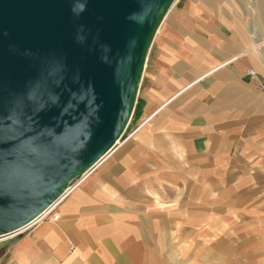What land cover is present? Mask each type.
<instances>
[{"label":"crops","instance_id":"0c3cea01","mask_svg":"<svg viewBox=\"0 0 264 264\" xmlns=\"http://www.w3.org/2000/svg\"><path fill=\"white\" fill-rule=\"evenodd\" d=\"M263 76L264 0H176L134 134L0 264H262Z\"/></svg>","mask_w":264,"mask_h":264},{"label":"water","instance_id":"95a60500","mask_svg":"<svg viewBox=\"0 0 264 264\" xmlns=\"http://www.w3.org/2000/svg\"><path fill=\"white\" fill-rule=\"evenodd\" d=\"M176 0H0V249L127 132Z\"/></svg>","mask_w":264,"mask_h":264},{"label":"built area","instance_id":"2783aa9c","mask_svg":"<svg viewBox=\"0 0 264 264\" xmlns=\"http://www.w3.org/2000/svg\"><path fill=\"white\" fill-rule=\"evenodd\" d=\"M247 74L252 79H258L259 78V75L254 70H252V69L248 70L247 71ZM263 78H264V76H263ZM263 90H264V86H263ZM131 136H132V134H130L127 138H129ZM123 137H122V139H123ZM122 143H123V141H122ZM119 145L117 147H115L114 150L117 149L119 147ZM101 163H102V160L97 165H95L93 168H91L87 172L83 173L82 175L78 176L73 182H71V184L69 185L66 193L53 206H51L48 210H46L42 215H40L33 222H31L30 224H28L27 226H25L21 230L13 233V235H11L10 237H12V236L17 237V236H20L22 234L30 233L36 226H38L41 222H43L44 220H46L48 218L50 220H54L53 213L57 209L58 205L65 198H67L70 194H72L76 189H78L84 182H86L89 179V177L96 171V169L99 167V164H101Z\"/></svg>","mask_w":264,"mask_h":264},{"label":"rangeland","instance_id":"374dc122","mask_svg":"<svg viewBox=\"0 0 264 264\" xmlns=\"http://www.w3.org/2000/svg\"><path fill=\"white\" fill-rule=\"evenodd\" d=\"M130 134L133 135L134 132H132V131H130V130H127V132L125 133V135H124L123 139L120 141V143H121L122 141L124 142V141H126L127 139H129L130 137H129V138H127V137H128ZM92 175H93V174H92ZM92 175H91V176H92ZM91 176L89 177V179L91 178ZM84 183H85V182H84ZM84 183H83V184H84ZM83 184H82V185H83ZM82 185H81V186H82ZM81 186H80V187H81ZM80 187H79V188H80ZM79 188H78V189H79ZM76 190H77V189H76ZM76 190H75V191H76ZM262 264H264V261H263V260H262Z\"/></svg>","mask_w":264,"mask_h":264},{"label":"bare ground","instance_id":"6f19581e","mask_svg":"<svg viewBox=\"0 0 264 264\" xmlns=\"http://www.w3.org/2000/svg\"><path fill=\"white\" fill-rule=\"evenodd\" d=\"M120 141H121V140H120ZM120 141L118 142V144H117L115 147H117L119 144H120V145L122 144V142L120 143ZM120 145H119V146H120ZM115 147H114V148H115ZM114 148H113V149H112V150H111V151H110V152L104 157V159H107L109 156L112 155V153L116 150V149L114 150ZM104 159H103V160H104ZM103 160H102V162H103ZM99 165H100V164H99Z\"/></svg>","mask_w":264,"mask_h":264}]
</instances>
